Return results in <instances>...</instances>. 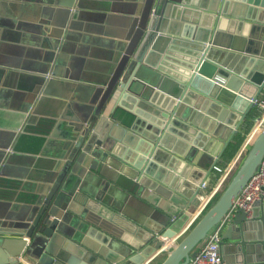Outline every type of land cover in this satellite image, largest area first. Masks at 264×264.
<instances>
[{
    "label": "water",
    "instance_id": "obj_1",
    "mask_svg": "<svg viewBox=\"0 0 264 264\" xmlns=\"http://www.w3.org/2000/svg\"><path fill=\"white\" fill-rule=\"evenodd\" d=\"M1 5L8 6L7 0ZM86 5L48 0L36 6L17 2L6 13L0 9L10 17L0 15V25L33 30L40 36L33 43L50 56L47 72L26 75L32 86L20 122L0 131V186L18 185L14 178L26 176L11 168L36 157L31 146L41 142L37 136L48 133L46 128L57 136L64 132L63 120H70L61 159L35 177L43 189L33 218L0 213V264H24V256L33 264H80L63 247L56 249L70 234L61 224L65 210L114 234L108 222L114 216L107 215L101 193L78 190L88 168L112 180L127 177L165 217L178 216L154 225L147 219L137 232L141 246L109 264H153L161 255L157 264H185L264 158L263 124L217 198L186 227L201 203V183L264 90V0H138L113 13ZM105 27L117 37L112 56L84 43L90 37L84 29L102 33ZM87 57L106 58L104 72L84 69ZM63 97L72 100L62 113L46 111ZM41 235L50 259L31 251ZM222 237L225 264H264V199L254 204L251 217L237 210Z\"/></svg>",
    "mask_w": 264,
    "mask_h": 264
},
{
    "label": "crops",
    "instance_id": "obj_2",
    "mask_svg": "<svg viewBox=\"0 0 264 264\" xmlns=\"http://www.w3.org/2000/svg\"><path fill=\"white\" fill-rule=\"evenodd\" d=\"M47 1L48 0H7L8 6L1 5L0 9L6 13V10H11L17 2L36 6L45 5ZM85 2L87 4V10L95 11V9L98 8L99 11V8L104 7L107 12L113 13L111 9L125 8L128 3L136 4L138 0H85ZM26 11L30 12L31 10L26 9ZM0 15L4 17L3 20H10L9 15L1 13ZM108 24L110 23H105V26ZM104 30L105 32L97 33L86 32L87 30L85 31L84 29V32L87 34L89 33L90 37H86L88 43L83 42L90 51L112 56L113 52L116 50L115 43L112 40L117 37L113 35L111 31L112 27H105ZM38 37L40 38L39 34L31 29L19 31L10 25L9 27L0 25V69L4 68L3 71H0V131L9 130L12 125L20 122V116L23 113L21 109L25 104V94L30 90V86H32L31 79L26 75L34 73L39 74L49 70V51L46 47L33 43L39 40ZM87 61L89 62L85 63L84 69H93L99 72H104L103 63H108L106 58L100 57H93L92 59L87 57ZM95 61H97L99 65H96L94 63ZM71 100V97H63L61 102L53 107H47L46 111L62 113L65 102ZM255 107L254 105L252 106L249 115H251ZM67 114L71 115V112L68 111ZM67 117L70 118L71 116ZM251 118L245 120L243 126L236 132L238 133L242 130L243 133L246 132V139L255 123L254 116ZM143 120L144 121L140 122L138 125L140 128L145 127V122H147V120ZM63 122L65 124L63 123L59 130L64 132H60L57 136H52L51 129L48 128H46V130H49L48 133L37 136L41 139V142H37L35 145L31 146V148L34 149L31 154L36 156L35 158L30 157L24 160H18L15 163L16 166L11 168L12 171L24 174L26 177L14 178L19 182L18 185L2 184V186H0V213L8 214L16 211L26 216V219L33 218L38 209L37 202L41 199L40 193H42L41 190L43 189V185L41 186L40 184L41 181L35 177L45 176L49 171L53 170L56 162L61 159L60 156L64 152L62 150L64 142L68 139L65 132L70 130V126L68 125L70 120L64 119ZM246 123L251 125L250 129L247 131H245ZM40 131H45L44 125L40 127ZM232 140L234 141V138H232ZM245 141L242 142L241 147H243ZM219 142H221V139L216 137L213 146L216 144L215 148H218ZM26 146L23 145L24 149H22L24 151L27 150ZM227 148L228 146L220 150L221 154L217 164H221L220 162H224L227 159ZM9 150L11 151L12 149ZM214 173L215 172L212 171L205 180L211 182ZM6 177L13 179V177L10 176ZM19 180H21V182ZM130 187L133 188V190H130ZM46 190H48V188ZM78 190L79 192L83 191L85 193H101L103 204L109 208V211L107 209L106 212L108 213L107 215L110 217L114 216L113 221L108 219L110 220L108 222H111L114 226V234H109L110 232H106L101 227L93 226L77 213L65 210V214L61 219V224L70 234L61 237L57 243L56 249L63 247L69 254L68 256L74 258L80 264H109L113 259L119 261L120 257L130 253L133 248L141 246L142 239L139 238L137 232L140 228L145 229L144 222L147 219L152 218L154 221L152 225H154L156 222H159L162 217H165V215L162 214V210H159V208L154 206L147 198L143 197V189H139L137 184L123 175H120L117 180H112L103 176L98 171H93L88 168L79 184ZM79 207L80 204H77L76 209H79ZM197 208L198 207L193 210L192 214ZM165 218H167V216ZM177 218L178 216H172L169 217V219L167 218V220L171 221ZM190 219L187 221L186 225ZM90 227H93L92 231H90ZM63 238H66V242L64 241V243ZM46 240L47 238L42 235L35 238L31 251L38 254L40 257L45 256L47 259H50V252L45 247ZM22 260L24 264L32 263L29 262L26 256H24Z\"/></svg>",
    "mask_w": 264,
    "mask_h": 264
},
{
    "label": "built area",
    "instance_id": "obj_3",
    "mask_svg": "<svg viewBox=\"0 0 264 264\" xmlns=\"http://www.w3.org/2000/svg\"><path fill=\"white\" fill-rule=\"evenodd\" d=\"M253 105L258 108V114L255 116V125L247 136V139L237 154L226 166L216 164L213 168L219 176L214 184L210 186L209 180H204L200 186L198 196L201 200L200 205L192 214V218L186 225L188 227L194 220L201 215L217 198L229 176L237 167L239 161L249 147L254 136L262 128L264 124V90L254 99ZM264 199V158L257 172H255L244 186L242 191L234 200L229 211L223 217L217 228L209 235L208 239L201 245L199 249L193 252L192 257L185 264H225L221 251L222 235L226 225L233 219L237 210L241 209L246 212L248 217L252 216L254 204ZM32 264V263H29Z\"/></svg>",
    "mask_w": 264,
    "mask_h": 264
},
{
    "label": "trees",
    "instance_id": "obj_4",
    "mask_svg": "<svg viewBox=\"0 0 264 264\" xmlns=\"http://www.w3.org/2000/svg\"><path fill=\"white\" fill-rule=\"evenodd\" d=\"M257 114H258V108L255 107L252 110L251 115H250V117L248 119H250L252 116H254V119H255V116ZM254 125H255V123H254ZM250 126H251L250 124L246 123L245 124V131L250 129ZM242 131L236 133V135L234 136V141L233 140L230 141V144L228 145L227 152H226L227 159L224 162H220L221 163L220 165L226 166L231 160H233L237 156L236 154H238L240 152V149H242V147H241L242 142H244L246 140V136H245L246 132L243 133ZM218 176H219L218 173H214V176H213V178L211 179V182H210V186L215 183V181L217 180Z\"/></svg>",
    "mask_w": 264,
    "mask_h": 264
},
{
    "label": "rangeland",
    "instance_id": "obj_5",
    "mask_svg": "<svg viewBox=\"0 0 264 264\" xmlns=\"http://www.w3.org/2000/svg\"><path fill=\"white\" fill-rule=\"evenodd\" d=\"M163 257L164 255H161L160 257H158L153 264H157L159 261H161Z\"/></svg>",
    "mask_w": 264,
    "mask_h": 264
}]
</instances>
